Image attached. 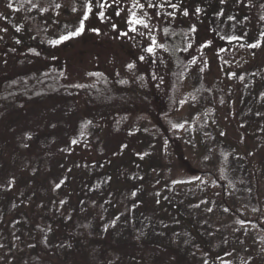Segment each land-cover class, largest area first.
Segmentation results:
<instances>
[{
  "label": "rangeland",
  "instance_id": "rangeland-1",
  "mask_svg": "<svg viewBox=\"0 0 264 264\" xmlns=\"http://www.w3.org/2000/svg\"><path fill=\"white\" fill-rule=\"evenodd\" d=\"M195 1L0 0V85L62 64L81 79L131 78L137 66L160 106L112 137L79 97L5 120L0 264L33 256L43 238L41 264H264V0Z\"/></svg>",
  "mask_w": 264,
  "mask_h": 264
},
{
  "label": "trees",
  "instance_id": "trees-1",
  "mask_svg": "<svg viewBox=\"0 0 264 264\" xmlns=\"http://www.w3.org/2000/svg\"><path fill=\"white\" fill-rule=\"evenodd\" d=\"M195 3L209 4L208 0H196ZM201 11L202 9L199 8ZM208 9H203L207 12ZM256 14H260L264 19V1L257 4ZM190 36L191 27L180 26ZM215 31L209 25L208 38L215 39ZM189 40V39H188ZM198 43H191L196 45ZM185 68V62L181 63L173 72V92L172 98L177 96L180 87L181 71ZM131 78L123 73L117 72L110 76L103 71H88L81 79V75L73 77L70 68L64 64L61 66H49L35 70L12 72L4 76L0 85V125L13 114H17L27 106L43 104L51 99H69L73 97L81 98L86 106V119L91 123H103L109 127V136L119 134L127 125L129 116L140 107H145L152 118L157 119L160 108L156 91L150 85L148 76L144 71L138 70ZM166 139L173 146L174 138L165 134ZM111 156V152L106 154V158ZM239 217L244 218L241 213ZM257 220V219H254ZM37 227V225H36ZM68 232H74L69 227ZM87 235L86 230L81 231ZM109 237L110 234H107ZM41 252L48 248L44 238L40 239ZM134 249L137 259L145 263L149 260L148 253H145L146 246L143 244H129ZM39 247V248H40ZM39 248L35 247L34 254L21 257L15 264H41L43 256L39 253ZM92 251V250H91ZM170 256L178 258L179 253L169 250ZM135 257V256H134Z\"/></svg>",
  "mask_w": 264,
  "mask_h": 264
},
{
  "label": "snow or ice",
  "instance_id": "snow-or-ice-1",
  "mask_svg": "<svg viewBox=\"0 0 264 264\" xmlns=\"http://www.w3.org/2000/svg\"><path fill=\"white\" fill-rule=\"evenodd\" d=\"M222 2H223V0H222ZM9 7H11V5H9ZM173 7H175V5H173ZM197 11H199V9H197ZM188 13L187 12H185L184 13V15H187ZM101 15H103V13H101ZM87 17H85V19H86ZM142 22V21H141ZM81 23H83V22H81ZM145 26H147V25H145ZM76 34H78V32L77 33H73L72 35H76ZM62 39H67V37H63ZM253 47H255V46H257V45H252ZM149 51H151V49H149ZM73 143H75V141H73Z\"/></svg>",
  "mask_w": 264,
  "mask_h": 264
}]
</instances>
